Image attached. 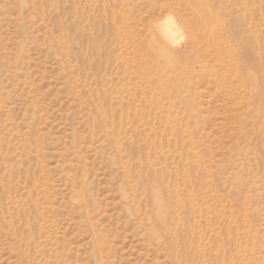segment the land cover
I'll list each match as a JSON object with an SVG mask.
<instances>
[{"label":"rangeland","instance_id":"obj_1","mask_svg":"<svg viewBox=\"0 0 264 264\" xmlns=\"http://www.w3.org/2000/svg\"><path fill=\"white\" fill-rule=\"evenodd\" d=\"M0 264H264V0H0Z\"/></svg>","mask_w":264,"mask_h":264},{"label":"bare ground","instance_id":"obj_2","mask_svg":"<svg viewBox=\"0 0 264 264\" xmlns=\"http://www.w3.org/2000/svg\"><path fill=\"white\" fill-rule=\"evenodd\" d=\"M173 32H174V26L168 24L167 20H166V23L164 22L160 25L159 30H158V36H160L162 39H164V42H165V41H167V39H170V37H173ZM168 42L169 41H167L166 43H168ZM192 46L193 45L191 43H189L188 45L182 46V48L179 49L177 51V53H181V52L185 53L188 50L192 49L193 48ZM151 195L154 196V199H155V202L157 205H160V206L163 205L164 206V200L158 195V193L151 192ZM160 212H161V210H157L156 214L158 215L160 222H163L162 217L159 216Z\"/></svg>","mask_w":264,"mask_h":264}]
</instances>
